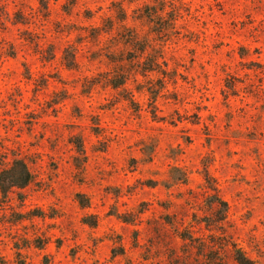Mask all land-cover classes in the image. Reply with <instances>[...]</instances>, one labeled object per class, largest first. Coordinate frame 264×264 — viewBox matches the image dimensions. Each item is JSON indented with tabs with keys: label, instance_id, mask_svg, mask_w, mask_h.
I'll return each instance as SVG.
<instances>
[{
	"label": "rangeland",
	"instance_id": "rangeland-1",
	"mask_svg": "<svg viewBox=\"0 0 264 264\" xmlns=\"http://www.w3.org/2000/svg\"><path fill=\"white\" fill-rule=\"evenodd\" d=\"M14 160L0 264H264V0H0Z\"/></svg>",
	"mask_w": 264,
	"mask_h": 264
},
{
	"label": "trees",
	"instance_id": "trees-1",
	"mask_svg": "<svg viewBox=\"0 0 264 264\" xmlns=\"http://www.w3.org/2000/svg\"><path fill=\"white\" fill-rule=\"evenodd\" d=\"M145 1V0H143ZM147 19L148 17H155V16H146ZM159 17V16H156ZM163 31V30H162ZM159 32V31H158ZM161 32H159L160 34ZM145 48H141L138 53L141 55L144 54ZM148 62L145 64H142V66L145 65V67L142 70L143 73H150L153 72L154 70L152 69L155 64L151 62V64L148 65ZM147 65V66H146ZM66 66L68 68H73L74 67V60L70 56V59L67 60ZM111 89H120L124 85L123 78H113L110 79V82L107 84ZM203 179L205 182L208 184L209 180L207 177V174L204 173ZM32 180V175L29 172L26 164L23 161L20 160H14L11 162V164L7 167H3L0 169V196L2 199H5L8 193L12 189H22L26 187ZM216 201L221 207L224 209L225 205L220 202L219 200ZM185 239V238H183ZM233 264H253L250 259H248L239 249L233 248Z\"/></svg>",
	"mask_w": 264,
	"mask_h": 264
}]
</instances>
